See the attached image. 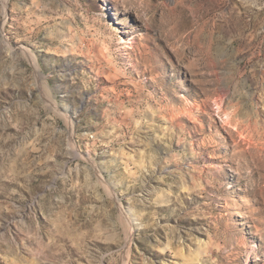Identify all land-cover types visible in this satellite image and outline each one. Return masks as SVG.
I'll list each match as a JSON object with an SVG mask.
<instances>
[{"label": "rangeland", "instance_id": "obj_1", "mask_svg": "<svg viewBox=\"0 0 264 264\" xmlns=\"http://www.w3.org/2000/svg\"><path fill=\"white\" fill-rule=\"evenodd\" d=\"M0 264H264V0H0Z\"/></svg>", "mask_w": 264, "mask_h": 264}]
</instances>
